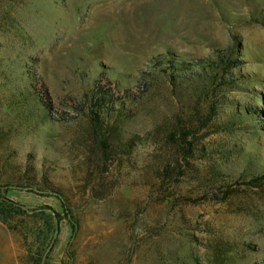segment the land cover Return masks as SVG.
<instances>
[{
	"label": "rangeland",
	"instance_id": "obj_1",
	"mask_svg": "<svg viewBox=\"0 0 264 264\" xmlns=\"http://www.w3.org/2000/svg\"><path fill=\"white\" fill-rule=\"evenodd\" d=\"M228 47L212 112L160 86L100 145L96 88ZM262 175L264 0H0V264H264Z\"/></svg>",
	"mask_w": 264,
	"mask_h": 264
},
{
	"label": "trees",
	"instance_id": "obj_2",
	"mask_svg": "<svg viewBox=\"0 0 264 264\" xmlns=\"http://www.w3.org/2000/svg\"><path fill=\"white\" fill-rule=\"evenodd\" d=\"M234 49L217 50L213 57L200 58L191 61L174 57L171 53L167 55H158L153 57L146 64L147 68L141 72L135 82L134 92L132 90L114 89L109 93L104 91L103 87L96 88L89 100L88 119L90 130L94 133L100 145L105 148V126L115 124L113 129L123 127L129 116L126 115V103L139 104L146 99L151 101L155 99L153 95L161 93L160 86H169L174 94H179L183 89H190L198 92L199 97L208 105L207 109L212 112L213 102L222 91H227L237 85L236 80L231 79L229 75L232 69L238 65V60L233 58ZM241 78V77H240ZM122 92V93H121ZM215 101V100H214ZM210 105H209V104ZM112 127V126H110ZM189 136L184 129L180 130L179 138L183 141ZM264 180V175L258 178ZM54 196L60 202L62 209H65V203L61 194L55 192ZM57 231V226L53 227V232Z\"/></svg>",
	"mask_w": 264,
	"mask_h": 264
}]
</instances>
